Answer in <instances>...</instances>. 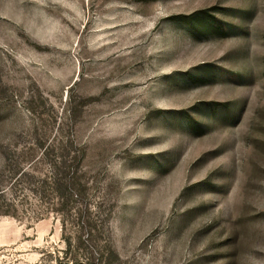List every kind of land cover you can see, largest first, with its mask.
Returning a JSON list of instances; mask_svg holds the SVG:
<instances>
[{"label":"rangeland","instance_id":"1","mask_svg":"<svg viewBox=\"0 0 264 264\" xmlns=\"http://www.w3.org/2000/svg\"><path fill=\"white\" fill-rule=\"evenodd\" d=\"M0 264H264V0H0Z\"/></svg>","mask_w":264,"mask_h":264},{"label":"trees","instance_id":"2","mask_svg":"<svg viewBox=\"0 0 264 264\" xmlns=\"http://www.w3.org/2000/svg\"><path fill=\"white\" fill-rule=\"evenodd\" d=\"M184 19H187V17H184ZM90 228H91V231H90L89 235L94 237L95 236V231H96L95 226L90 225Z\"/></svg>","mask_w":264,"mask_h":264}]
</instances>
